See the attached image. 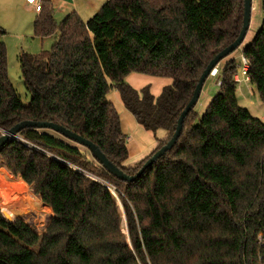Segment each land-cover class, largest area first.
Wrapping results in <instances>:
<instances>
[{
  "label": "trees",
  "instance_id": "trees-1",
  "mask_svg": "<svg viewBox=\"0 0 264 264\" xmlns=\"http://www.w3.org/2000/svg\"><path fill=\"white\" fill-rule=\"evenodd\" d=\"M260 9L242 55L264 105V0ZM242 15L243 0H107L87 22L72 13L56 24L44 0L33 37L53 44L18 57L26 105L9 81L0 29V134L22 121L53 123L132 176L169 140L204 69L237 38ZM131 73L170 84L158 96L135 91L125 83ZM236 74L231 60L203 115L192 108L175 146L132 183L60 135L20 131L0 149V167L52 218L36 233L0 212V264H264V124L238 105ZM110 91L144 131L167 134L131 168Z\"/></svg>",
  "mask_w": 264,
  "mask_h": 264
},
{
  "label": "rangeland",
  "instance_id": "rangeland-1",
  "mask_svg": "<svg viewBox=\"0 0 264 264\" xmlns=\"http://www.w3.org/2000/svg\"><path fill=\"white\" fill-rule=\"evenodd\" d=\"M16 14L19 15V18H21L24 23L27 20V16H29L27 12H24L19 8L16 10L14 6L12 15ZM30 17L31 18L29 20L27 30L28 34H26V29L13 26L14 20L6 19L5 22H2L5 23V28L2 27V29L6 34L3 36V38L1 37V39L4 42V47L6 50L8 78L21 103L24 105L28 104L29 95L26 92L20 77L18 53L21 50L23 53L35 55L40 51L50 50L53 44V40L50 38H45L44 40L40 41L39 39L33 37L32 23L34 21L35 14H31ZM30 21L32 23H30ZM261 21L262 15L260 9V0H251L249 24L245 37L238 49L219 62L215 68L214 75L212 74L208 76V78L205 80L201 88L199 98L193 107V111L197 114L198 118L203 115L207 105L218 92L220 74L225 64L232 60L235 63L237 75L240 74L238 65L240 63L241 57L239 54L242 52V49L247 46L254 38L261 26ZM18 34L25 35L26 37L17 36ZM127 78H130L131 80H128ZM125 83L135 91H140L141 89L148 87L149 92L153 96H158L162 88L170 84V80L131 73L125 78ZM236 87H238L245 96V100L243 102L238 99V105L245 108L252 117L259 119L264 124V105L259 100L255 88L249 83H239V85H236ZM107 99L110 103H112L111 97ZM109 191L116 202L120 215L122 216V208L117 196L114 193V190L109 188ZM0 212L3 217H5L4 213L13 212V216H11L9 219H5L12 221L18 218L36 233L44 232L46 226L52 218L50 209L47 206L45 207L39 201L38 197L34 196L29 188L18 177L11 176L4 169V167H0ZM18 214H20V216H16ZM121 230L123 233H125L123 216Z\"/></svg>",
  "mask_w": 264,
  "mask_h": 264
},
{
  "label": "crops",
  "instance_id": "crops-1",
  "mask_svg": "<svg viewBox=\"0 0 264 264\" xmlns=\"http://www.w3.org/2000/svg\"><path fill=\"white\" fill-rule=\"evenodd\" d=\"M46 1H48L51 5L52 18L54 22L56 24H59L63 19H65L69 14L72 13L78 15L83 22H87L95 14L98 7L100 5L102 6L107 0H46ZM14 6L16 10L17 8H19L20 10L27 12L29 14V16H27V20L25 23L21 18H19L18 14L12 15ZM29 7L30 6L26 4V0H0V19H1L0 29L4 31L2 27L5 28V23L2 22H5L6 19H11L14 20L13 26L26 29V34H28L27 30H28L29 20L31 18L30 16L31 14H35V16L37 14V12L32 9V7L30 8ZM30 23L32 22L30 21ZM5 34L6 33L4 31L3 36H5ZM17 36L26 37L25 35L22 34H18ZM44 39H39V40L42 41ZM2 43L4 44L3 40ZM21 53L23 52L20 50L18 53V57L20 56ZM127 79L129 80L130 78ZM236 89H237L236 91L237 102L238 99L243 102L245 100L244 94L239 88L236 87ZM109 97L112 98L111 99L112 105L115 107L119 115L121 130L125 135L126 148L128 151V159L123 164V166L126 168H131L136 166L141 160L147 157L158 146L159 142L167 137V134L162 131H157L155 134L144 131L134 121L133 117L124 109L116 91H111L108 94L107 98Z\"/></svg>",
  "mask_w": 264,
  "mask_h": 264
},
{
  "label": "water",
  "instance_id": "water-1",
  "mask_svg": "<svg viewBox=\"0 0 264 264\" xmlns=\"http://www.w3.org/2000/svg\"><path fill=\"white\" fill-rule=\"evenodd\" d=\"M250 9H251V0H243V15H242V25L240 32L237 38L226 48L220 51L206 66L204 71L202 72L195 89L193 91L192 97L188 104L185 106L184 110L180 113L175 130L169 140L157 151H155L139 168V170L132 176L126 175L116 166H114L111 162L107 160V158L100 152L97 146H95L90 141L66 130L65 128L58 126L53 123L49 122H33V121H22L15 126H13L10 130L3 132L0 134V149L9 141L16 140L17 134L25 129H32V130H48L61 137L65 138L66 140L74 143L75 145L84 148L89 152L91 157L101 166L108 175L112 176L116 180L125 183H132L136 181L139 177L143 175V173L150 168L156 161L161 159L168 151H170L176 144L177 139L179 138L181 131H182V124L187 116V114L192 110L195 106L201 88L208 78V76L212 75L215 71L216 66L219 64L221 60L228 57L231 53H233L236 49L239 48L241 45L246 31L248 29L249 24V17H250Z\"/></svg>",
  "mask_w": 264,
  "mask_h": 264
},
{
  "label": "built area",
  "instance_id": "built-area-1",
  "mask_svg": "<svg viewBox=\"0 0 264 264\" xmlns=\"http://www.w3.org/2000/svg\"><path fill=\"white\" fill-rule=\"evenodd\" d=\"M42 1H44V0H26V4L29 5L30 7H32V9L34 11L38 12L40 10ZM239 55L241 57L240 63L238 65V68L240 69V74L239 75L236 74L234 76V79H233L234 82L236 83V85H239V83H249L248 76H247V72L249 69L248 61L243 57L242 52ZM214 73H213V75H214ZM107 189L109 190V187Z\"/></svg>",
  "mask_w": 264,
  "mask_h": 264
}]
</instances>
